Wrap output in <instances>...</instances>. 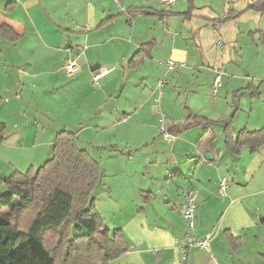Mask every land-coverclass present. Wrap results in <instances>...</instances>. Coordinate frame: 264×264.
<instances>
[{"label": "crops", "instance_id": "crops-1", "mask_svg": "<svg viewBox=\"0 0 264 264\" xmlns=\"http://www.w3.org/2000/svg\"><path fill=\"white\" fill-rule=\"evenodd\" d=\"M187 1L0 0V27L18 36L10 43L0 35V97L8 95L3 103H62L77 114L62 124L64 131L77 142L94 134L83 138L89 141L83 150L102 172L95 206L112 218L105 227L120 229L129 245L109 264H264V147L230 157L223 135L226 124L234 138L240 130L264 128V112L255 117V98L246 90L260 86L264 96V11L249 9L258 0H196L185 18ZM137 7L172 15L124 13ZM149 42L150 58L131 67ZM167 60L184 67L169 72ZM70 62L77 66L73 74L66 71ZM107 68L113 70L93 82V73ZM220 72L219 90L209 99L198 77L212 89ZM188 112L215 123L212 146L198 144L208 129L201 126L174 130L171 144L159 136L160 117L168 129L183 125ZM34 130L14 145L6 136L1 148L29 150L30 167L40 166L60 131ZM189 188L196 193V235L214 237L208 250L190 249L184 258L182 194ZM99 200L111 207L99 208Z\"/></svg>", "mask_w": 264, "mask_h": 264}, {"label": "trees", "instance_id": "trees-1", "mask_svg": "<svg viewBox=\"0 0 264 264\" xmlns=\"http://www.w3.org/2000/svg\"><path fill=\"white\" fill-rule=\"evenodd\" d=\"M195 1H187L185 18L190 16ZM249 9L263 12L264 0L256 1ZM124 13L161 18L172 15L140 7L126 9ZM0 35L10 43L18 40L5 25L0 27ZM153 46L154 42L142 45L130 66L137 67L150 58ZM259 88L250 84L246 90L251 98H259ZM214 125L188 112L183 125L170 124L167 130L175 135L181 127L208 128L198 144L207 141L212 146L214 135L209 129ZM223 135L230 157L238 156L243 148L255 154L264 147V128L254 132L243 129L234 138L226 124ZM5 139V125L0 123V144ZM101 173L99 164L78 147L75 135L64 130L56 134L50 158L37 169L30 167L10 176L0 173V189L4 188L0 195V264H109L125 254L129 245L122 231L105 227L95 207L93 195ZM236 242L231 236L228 238L233 249Z\"/></svg>", "mask_w": 264, "mask_h": 264}, {"label": "rangeland", "instance_id": "rangeland-1", "mask_svg": "<svg viewBox=\"0 0 264 264\" xmlns=\"http://www.w3.org/2000/svg\"><path fill=\"white\" fill-rule=\"evenodd\" d=\"M178 33V32H177ZM241 64H238L239 67ZM198 81L202 82V92H204L205 96L209 99H213V88L210 89L208 86L205 85L203 82V79L201 77H198ZM219 90V89H218ZM1 96L2 102L0 103V123L5 125V135H10L9 142L11 145L15 144V139H18V136L21 134V136L24 137L27 133H31L36 131L37 133H41V128L44 126H49L50 128L61 131L66 126V123L70 122L73 118L75 119V115H72V111H70L69 108L61 109L60 105L62 103H38L39 100L32 99V101H29L31 103H3L5 101V93H3ZM25 96V95H24ZM220 96V94H219ZM58 104V105H57ZM253 106V110L255 112V117L261 116V114L264 112V96H260L259 98H255L254 102L251 103ZM249 115V112L247 111L244 114V117L246 118ZM254 119V118H253ZM63 124V125H62ZM70 124V123H69ZM68 125V124H67ZM56 128V129H55ZM69 128V127H68ZM255 128V127H254ZM259 128V127H258ZM70 130V129H67ZM88 134V135H87ZM94 134L90 132H85L78 140L77 145L79 148L83 149L86 145H84L83 142H89L83 140L85 136H91ZM95 137V136H94ZM104 138L101 137V140ZM92 140H95V142H102L101 140L96 141L92 137ZM8 141V140H5ZM5 141L0 144V170L5 176H10L12 173H14L16 170H20V172L24 173L30 168V163L32 156L29 150H20L19 148H1L3 145H5ZM23 144H26L25 141ZM27 145H29V141L27 142ZM87 147V146H86ZM34 169L38 168V165H33ZM99 190H96L94 192V197L97 198ZM4 192V188L0 189V195ZM99 202V208H103L106 206V208L111 207V204L109 202L104 203ZM96 207V206H95ZM97 210V208H96ZM103 223L105 224H111L112 218L108 215H100Z\"/></svg>", "mask_w": 264, "mask_h": 264}, {"label": "built area", "instance_id": "built-area-1", "mask_svg": "<svg viewBox=\"0 0 264 264\" xmlns=\"http://www.w3.org/2000/svg\"><path fill=\"white\" fill-rule=\"evenodd\" d=\"M163 3L166 4H172L174 0H161ZM166 69L169 72H175L181 67H184V64L177 63L172 60L165 61ZM112 68H107L105 70H99L92 75L93 82H97L101 77L112 71ZM66 71L68 74H73L75 71H77V66L75 63L70 62L66 66ZM223 73L220 72L216 76L214 83H213V94L215 95L217 92V89L220 87L221 82L220 79L222 77ZM166 80H160L157 83L158 88H162L166 84ZM159 123V129L158 133L159 136L167 143L171 144L175 141V136L170 134L167 130V127L165 126V121L162 117L158 119ZM176 124V123H171ZM227 190V183L223 181L220 184L219 187V196L224 197ZM183 202H184V209L182 211V216L186 224V231L185 235L183 237V240L181 242L180 250L184 258H186L187 252L190 249H197V250H208L210 247V242L212 241L214 235L213 233H208L204 235L203 237H198L196 235V193L195 190L192 188L187 189L182 194Z\"/></svg>", "mask_w": 264, "mask_h": 264}, {"label": "water", "instance_id": "water-1", "mask_svg": "<svg viewBox=\"0 0 264 264\" xmlns=\"http://www.w3.org/2000/svg\"><path fill=\"white\" fill-rule=\"evenodd\" d=\"M90 71H93V69H91ZM204 159L211 160L212 159V156L205 154L204 155Z\"/></svg>", "mask_w": 264, "mask_h": 264}]
</instances>
